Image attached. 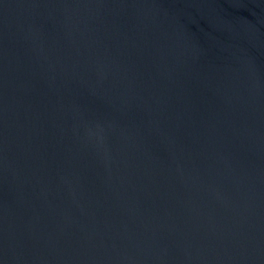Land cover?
Segmentation results:
<instances>
[{"label":"water","instance_id":"95a60500","mask_svg":"<svg viewBox=\"0 0 264 264\" xmlns=\"http://www.w3.org/2000/svg\"><path fill=\"white\" fill-rule=\"evenodd\" d=\"M0 264H264V0H0Z\"/></svg>","mask_w":264,"mask_h":264}]
</instances>
